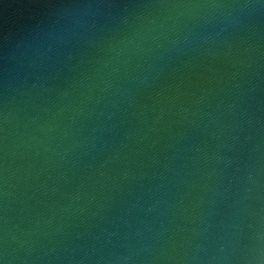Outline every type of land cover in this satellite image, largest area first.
Masks as SVG:
<instances>
[{"label": "water", "instance_id": "water-1", "mask_svg": "<svg viewBox=\"0 0 264 264\" xmlns=\"http://www.w3.org/2000/svg\"><path fill=\"white\" fill-rule=\"evenodd\" d=\"M0 264H264V0H0Z\"/></svg>", "mask_w": 264, "mask_h": 264}]
</instances>
